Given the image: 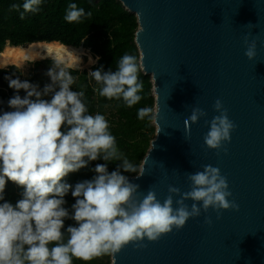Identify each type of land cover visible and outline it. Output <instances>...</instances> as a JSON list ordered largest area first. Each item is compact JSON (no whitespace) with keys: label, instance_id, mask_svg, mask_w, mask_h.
I'll return each instance as SVG.
<instances>
[{"label":"clouds","instance_id":"clouds-1","mask_svg":"<svg viewBox=\"0 0 264 264\" xmlns=\"http://www.w3.org/2000/svg\"><path fill=\"white\" fill-rule=\"evenodd\" d=\"M41 4L42 0H24L20 18L25 12H38ZM11 8L19 11L21 5L13 4ZM86 16L90 17L91 12L70 3L64 19L79 23ZM250 36L245 34L244 44L245 56L251 60L257 54V40ZM37 43L55 42L32 44ZM46 59L53 58L37 61ZM10 66L16 65L0 68ZM141 71H145L144 63L125 53L115 71H104L101 65L88 75L94 79L96 89L89 81L99 96L122 99L125 106L132 107L143 98ZM32 75L28 73L24 78ZM46 75L50 83L43 88L18 76L5 77L15 94L7 101L11 110L0 112V264H73L74 260L89 262L105 255L112 257L110 264H117L115 255L129 243L144 247L140 242L145 238L157 241L174 228H183L189 218L199 217L202 210H215L217 219L222 209L239 210V204L228 199L232 192L226 176L211 164L204 165L202 171L187 173L188 191L169 185L163 202L151 188L146 195L139 192L140 186L123 173H136L139 178L145 168L138 170L120 151L105 115L89 114L84 92L72 90L77 78L66 62L54 59ZM21 89L24 96L19 94ZM213 108L219 115L205 120L210 127L204 142L208 148L227 152L224 144L231 141L237 125L229 119L219 98ZM206 116L203 108L194 107L184 121L186 131H190L189 121L196 123ZM145 117L154 120L157 114L152 108L139 109L138 118ZM98 159L105 163L91 169L95 173L92 179L74 186L66 182L70 173ZM114 161L121 163L110 172L107 162ZM8 181L23 189L10 187L12 198L18 200L22 195L15 205L5 199ZM69 191L75 198L71 211L65 207ZM174 195L179 196L177 207H173ZM187 200L193 201L191 206L185 203ZM66 219L75 224L65 229ZM204 223L210 225L211 217L205 216Z\"/></svg>","mask_w":264,"mask_h":264},{"label":"water","instance_id":"water-1","mask_svg":"<svg viewBox=\"0 0 264 264\" xmlns=\"http://www.w3.org/2000/svg\"><path fill=\"white\" fill-rule=\"evenodd\" d=\"M120 1L138 18L135 42L144 73L152 76L157 114L140 166L145 173L128 176L130 181L144 195L153 189L163 202L169 185L188 191L187 173L211 164L226 176L228 199L239 210L222 209L219 219L215 210H202L157 241L145 238L144 247L129 243L115 255L117 264H264V0ZM246 33L257 40L251 60ZM217 98L237 125L224 144L227 152L204 142L205 120L219 115ZM194 107L207 116L189 121L186 131Z\"/></svg>","mask_w":264,"mask_h":264},{"label":"trees","instance_id":"trees-1","mask_svg":"<svg viewBox=\"0 0 264 264\" xmlns=\"http://www.w3.org/2000/svg\"><path fill=\"white\" fill-rule=\"evenodd\" d=\"M24 0H0V52L7 46H27L36 42H60L65 45L81 48L82 46L91 50L100 58L99 68L103 65L104 71L117 68V62L125 54L129 53L140 61V51L135 42V35L139 29L137 15L128 10L120 0H42L40 9L36 13L25 12L24 18H20L23 11ZM70 3L77 4L86 13L91 12L90 17H83L79 23L67 22L64 17ZM13 4L21 5L19 11L11 8ZM52 59L36 61L30 67L26 77L24 71L17 66H10L6 69L0 68V112L11 110L7 101L15 94V90L8 87L6 76L13 79L17 76L21 80H29L32 83H39L40 87L50 83L46 72L53 64ZM71 74L81 81L72 85L73 91H83L89 114L100 112L105 115L110 123V131L116 137L117 146L125 157L140 169L143 159L151 145V140L156 134V126L152 119L145 117L138 118V110L141 108H152L155 113L154 83L151 74L140 72V80L144 88L142 100L132 106L124 105L123 100H108L101 97L94 91L87 76V71L68 67ZM24 78V79H23ZM8 90V93L7 91ZM24 96L23 89L19 93ZM49 99L50 97H45ZM98 163H105L103 159L91 161L89 166L80 169L78 172L70 173L66 182L75 185L79 181L92 179L95 173L91 170ZM111 172L121 161L107 162ZM123 171V170H122ZM125 175H137L136 173L124 172ZM18 187L8 181L5 188V199L13 205L18 200L10 196V187ZM65 207L71 211V205L75 202L71 191L66 195ZM2 203V201H0ZM72 219L65 220V229L68 225H74ZM108 255L96 258L89 262L74 260L73 264H108Z\"/></svg>","mask_w":264,"mask_h":264},{"label":"bare ground","instance_id":"bare-ground-1","mask_svg":"<svg viewBox=\"0 0 264 264\" xmlns=\"http://www.w3.org/2000/svg\"><path fill=\"white\" fill-rule=\"evenodd\" d=\"M51 57L53 59H61L66 62V65H78L77 68H82L83 56H87L89 61L87 64H94L99 58L85 47H74L55 42L54 44L37 43L22 47L7 46L0 52V66L13 64L22 66L26 61L36 58ZM84 62V61H83Z\"/></svg>","mask_w":264,"mask_h":264},{"label":"rangeland","instance_id":"rangeland-1","mask_svg":"<svg viewBox=\"0 0 264 264\" xmlns=\"http://www.w3.org/2000/svg\"><path fill=\"white\" fill-rule=\"evenodd\" d=\"M9 46H11V45H9ZM15 47H20V46H15ZM141 55V54H140ZM141 57V56H140ZM44 58H47V56L46 57H42L41 59H39V58H36V59H34V60H29V61H26L22 66H20V65H16V66H19V68H21L23 71H24V73L27 75L28 73H29V70H30V67H32L33 66V64L37 61V60H42V59H44ZM49 58H51V57H49ZM52 60H54V59H52ZM88 60V57L87 56H83V60H82V64L81 65H83V67L82 68H75V69H79V70H82V69H85V68H87L90 64H87L89 61H87ZM84 61V62H83ZM30 62V63H29ZM97 62V61H96ZM14 62H11L10 64H7V65H12ZM7 65H5V66H7ZM52 66H53V64H52ZM67 67H70V68H73L72 66H68V65H66ZM0 67H3V66H0ZM77 81H81V79H76ZM155 109H156V107H155ZM127 176H132V175H127ZM112 262V257L110 256L109 257V263L108 264H110Z\"/></svg>","mask_w":264,"mask_h":264},{"label":"built area","instance_id":"built-area-1","mask_svg":"<svg viewBox=\"0 0 264 264\" xmlns=\"http://www.w3.org/2000/svg\"><path fill=\"white\" fill-rule=\"evenodd\" d=\"M97 64H98V62H95L94 64H90L87 68L82 69V70L87 71V76H88V78L90 79L91 84L93 85V87H94L95 89H96L97 85L95 84L94 79L91 78V77L88 75V72H89V71H92V70H96V69H97ZM79 69H80V68H79Z\"/></svg>","mask_w":264,"mask_h":264},{"label":"crops","instance_id":"crops-1","mask_svg":"<svg viewBox=\"0 0 264 264\" xmlns=\"http://www.w3.org/2000/svg\"><path fill=\"white\" fill-rule=\"evenodd\" d=\"M101 257H99L98 259H100Z\"/></svg>","mask_w":264,"mask_h":264}]
</instances>
